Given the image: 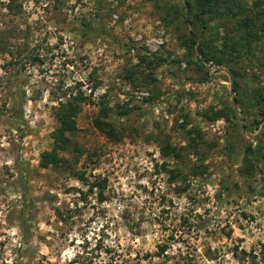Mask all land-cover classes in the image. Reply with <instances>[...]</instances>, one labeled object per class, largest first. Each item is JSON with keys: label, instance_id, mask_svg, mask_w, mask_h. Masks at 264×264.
<instances>
[{"label": "rangeland", "instance_id": "374dc122", "mask_svg": "<svg viewBox=\"0 0 264 264\" xmlns=\"http://www.w3.org/2000/svg\"><path fill=\"white\" fill-rule=\"evenodd\" d=\"M178 1L0 0V264H263L264 0L193 27L222 49L252 19L250 53L222 65L183 46Z\"/></svg>", "mask_w": 264, "mask_h": 264}, {"label": "trees", "instance_id": "16d2710c", "mask_svg": "<svg viewBox=\"0 0 264 264\" xmlns=\"http://www.w3.org/2000/svg\"><path fill=\"white\" fill-rule=\"evenodd\" d=\"M16 1L17 0H10V3L7 6L5 5L9 12H13ZM178 2L179 3L175 6H167L166 8L168 13H175L176 21L180 20L181 13L179 7L186 13L183 16V20L192 28L190 31L191 38L187 39L182 37V43L189 51L192 52L193 50H196L198 54L202 56L204 61H214L221 65L230 64L233 62L234 57H240L241 54L250 53L252 43L258 39L257 33L251 28L249 23L252 19H247L245 22L238 21L235 25V32L239 36L237 41L231 42V34L227 33L225 35V44L222 49L217 48L213 43L214 41L204 37L203 34L198 35L196 30H193V27L196 26V24L201 30L209 29V23L221 18L223 13H226L229 16L238 17L239 11L236 10V6L233 3L231 5L227 4L224 7L225 0H180ZM196 45H198L197 48ZM65 98L67 99L66 102L59 101V107L56 108V116L60 125L52 135L54 144L51 157L55 160L57 159V161L58 152L67 151L71 145V139L68 137V134L73 133L77 129L76 117L81 111L82 103L88 101V97L83 92L72 93L69 97H67L66 94ZM109 117V107L102 104L100 107L99 118L95 121V126L104 133L108 139L118 142L121 140V135L115 129L114 124L108 122ZM166 154L168 155L169 152ZM43 166L46 167L47 163L44 162ZM102 192L103 191L100 192V198L101 200H104ZM165 248L166 247H161V252L157 254L158 257L165 254ZM148 256L150 258L152 257L151 255ZM262 262L264 264V249L262 251Z\"/></svg>", "mask_w": 264, "mask_h": 264}]
</instances>
